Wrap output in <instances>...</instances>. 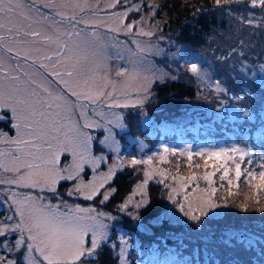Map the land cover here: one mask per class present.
Instances as JSON below:
<instances>
[{"label": "rangeland", "instance_id": "374dc122", "mask_svg": "<svg viewBox=\"0 0 264 264\" xmlns=\"http://www.w3.org/2000/svg\"><path fill=\"white\" fill-rule=\"evenodd\" d=\"M145 1L147 3L143 7V0H119L118 3L117 0H55L58 9L64 12L65 17L75 15L77 20L90 22L89 24H78L76 28L82 30V38L84 40L96 42L98 45L103 46L105 53L104 63L107 68L106 74L108 75V79L113 81L117 86L115 95L109 98L107 102L102 98L98 104L90 105L87 108V119L104 125L101 128L93 127L85 129L93 138V156L97 158L104 157V159L99 163L95 173L89 165H85L84 172L81 175L85 183H87L92 179L93 175L99 176L101 173H107L110 166H116L118 170L115 177L104 188L100 189V195L95 196L92 200H87V202L84 201L86 199L83 196L75 194L72 196L68 195V192L78 181H61L60 183L67 182V184L59 188V183L56 185L55 193L46 191L42 195L53 204H62L61 210H64V204L68 206L79 205L84 208L94 207L98 212L106 214L104 223L109 225L107 242H109L110 236L113 238V227H119L114 236L115 246L114 250H112L113 255L117 259L115 263L122 264V261H126V264H130L132 260L143 259L145 252L141 246L142 243L136 241L131 234L124 231L126 230V226L124 225L127 222L119 214L136 218L140 209L145 204H142L138 209L135 205L143 199H147L148 185L150 183L156 184L160 187L165 207L163 208L161 216L155 220V224L165 219L172 224L183 225L184 233L180 234L178 232V236L182 240L185 239L182 242L189 241L186 245L190 248L189 251L196 259L198 258L197 256H201L205 258V264H209L212 257L208 247L215 250L218 242L222 243L224 240H230V236L228 233L220 235L214 232L211 226L204 225L202 222L210 223L224 213L228 214L229 212L233 213V215H238L243 212L241 206L245 204L248 205L247 214L260 216L259 214L264 213L259 211V208H264V192L261 193V202L263 204L260 202L259 205H256L254 189L248 185L240 189L239 187L232 188L231 186L221 189L223 186L219 182V176L215 174L212 176L213 184L211 187H215L218 191H216L213 199L216 203L221 204L222 207L213 209L209 212L208 216L201 217L199 223L190 220L180 212L177 205L167 199L172 194L171 187L179 189V180L173 181L171 177H187L193 174L197 177L196 181L189 184L187 192L179 191L176 196L178 203H182L184 195L194 196L197 194L193 192L197 184L200 189L208 187L207 181L202 178L205 173H216V169L220 165L225 164L226 158L224 156H221L217 160L215 157L209 158L207 153L220 152L222 149H230L232 147H239L246 151L248 149L244 144L234 138H228V141H226L208 137L204 140L201 139L198 142H194L189 137L179 134L177 139L161 140L162 137L159 135V128L167 120H180L182 122L196 121L198 123L206 121L208 124L215 126L211 122L213 121V117L222 115L226 107H230L233 116H237V125H249L256 119V111L254 109L255 100L248 95L240 94L242 87L245 85L249 86V83L245 82L244 76L239 72L240 65L237 61L239 60L238 56L241 50L243 52L247 48H250L249 50L251 51L254 48L257 51L260 49L259 52L264 50V10L259 7L252 8L249 0H241L238 3L233 2L221 7L215 5V0H207L213 6L209 10V13H214L218 21L225 23L226 27H223L224 29L221 28L216 33L204 36L202 39L205 41V45L196 47L191 42L180 41L176 38V34L173 35L171 31H163L160 26L158 27L151 20V12L146 9L150 5L157 4V0ZM23 2L27 9L30 7L32 0H23ZM42 2H46V0H42ZM64 4H79L83 11L74 9L72 6L61 7ZM113 5L115 6L113 7ZM39 10L45 15H51L53 17V21L48 22L49 24L59 22L61 19L48 9L40 8ZM249 13L255 17L251 25L243 22L249 17ZM32 15L36 19L40 18L35 10L32 11ZM121 20L123 23H119ZM133 22H135V26L131 32H127L125 26L133 24ZM192 23L194 22L190 24ZM104 25L116 27L119 30L112 32ZM54 27L61 33L73 30L68 24L67 19L64 20L63 25L55 23ZM141 30L144 32H152L153 35H141ZM93 32L96 33L95 36L92 35ZM240 41H244L243 48H241ZM137 43H139L141 48L145 49L143 53L138 52ZM222 51H226V53L223 54ZM118 53L119 56L117 55ZM140 57L146 58L149 63L143 67L140 66ZM242 60L245 64L248 63L244 58ZM192 62L197 63L202 67V70L207 71V76L204 79L191 73L189 69ZM133 66H136L140 72V77L137 80L126 82L124 77L116 76V72L122 67L128 68L129 72H131ZM162 74L166 75L159 78ZM254 78L258 82L261 80V75L260 77L254 75ZM172 79L193 84L195 96L193 98L182 99L157 97L154 88ZM217 81H219V90ZM108 91H111V85H109ZM121 92L125 94L122 95ZM235 94L240 97L237 98ZM117 101L120 105L128 104V107H108V104H115ZM139 101H142V103ZM243 110L248 113L247 116L244 115L245 112L243 113ZM5 111L10 113L9 110H0V121L6 120L7 114ZM79 113L80 108L77 107L75 109V115L72 116V122L83 125L84 118ZM110 113H115L117 116L122 117L120 123L125 127H117L116 116L110 115ZM10 119L13 126L16 120L12 117L11 113ZM108 121H112V123L109 124ZM108 128L112 129V139L106 143H102L105 141V137L109 136ZM4 129L5 125L1 123L0 140L6 137L15 138L17 136L18 130L14 127L13 134H9ZM170 131L171 128L169 125L165 124L163 132ZM206 132L207 134L209 133L208 129ZM227 135H229L228 132ZM113 140L115 143L112 142ZM8 147L10 145L0 143V148L7 149ZM165 147L170 150L176 149V154L173 155L171 151L164 153L163 150ZM187 150L193 153L191 160L188 159ZM181 152H185V155H180ZM197 152H204L205 155H196ZM171 155L177 158L178 161L183 160L186 163L184 168H177V173H173V167H170L172 165L167 164ZM228 155H235L236 163H239L238 154L229 152ZM161 156H164L165 159L161 160ZM133 157L140 160H147L149 157H152V164L131 166L130 161ZM121 160L124 162L123 167L119 166ZM212 162L215 163L214 169L209 167ZM70 163V156H67V154L61 156L62 167ZM225 166L230 169L233 174L232 178L234 179L235 165L231 161H228ZM149 171L153 173V176L148 180L145 189L146 195L142 196L137 191V185L143 182L146 178L145 173ZM161 172L164 173L163 176L160 175ZM131 173H134L136 178L132 189L126 194L124 200L120 202L113 201V196L119 187L115 184L114 180H122V176L126 177ZM161 180H163V183L160 182ZM5 187L0 185V200L3 201H7L9 195L4 191ZM14 190L18 191L21 197L29 193L36 194L38 191L27 188ZM104 194H108L109 199L102 202ZM129 198H131L130 203H128ZM125 203H128L127 209L121 207ZM224 204H227V206L231 205V207L227 209L223 206ZM115 208L118 210L117 213L114 212ZM9 215H12V206H10V203H0V223L8 222L7 217ZM108 217H114V219H109ZM142 226L140 224L141 228ZM17 235L12 233L8 234L10 245L15 244ZM215 239L218 241L216 242ZM3 240L4 237H0V242ZM248 242H252V240H248ZM191 245L199 248L201 251H195L194 253L195 249ZM191 253L189 254L191 255ZM0 255H5L9 260L15 261V264H18L17 261L19 258L24 264H27L32 259L23 249L9 253L0 247ZM35 258L37 261L40 259L38 254H36ZM197 261L199 263V260ZM153 263L155 264V261ZM165 264H176V261H168L167 259Z\"/></svg>", "mask_w": 264, "mask_h": 264}, {"label": "snow or ice", "instance_id": "6c2138e0", "mask_svg": "<svg viewBox=\"0 0 264 264\" xmlns=\"http://www.w3.org/2000/svg\"><path fill=\"white\" fill-rule=\"evenodd\" d=\"M233 2L238 3L241 0H215V5L221 7ZM249 4L252 8L259 7L264 10V0H249ZM68 6L83 11L79 4H64L61 7ZM40 8L50 10L61 18L60 21L49 24L53 17L45 15ZM33 10L39 19L32 15ZM65 19L73 30L61 33L54 24L63 25ZM254 19V15L249 13V17L243 22L251 25ZM82 23L90 22L77 20L75 15L65 17L55 0L46 2L32 0L27 9L23 0H0V110L10 111L16 120L13 127L18 130L15 138L6 137L0 140V143L10 145L7 149L0 148V185L6 186L4 191L9 194L8 200H0V203L8 202L12 206V215L7 217L8 222L0 223V237H4L0 247L9 253L23 249L32 257L27 264H90V261L99 259L102 246L108 240L109 225L104 223L106 214L98 212L94 207L84 208L79 205L64 204V210H61L62 204H53L42 195L46 191L55 193L56 185L61 181H78L68 195H80L86 200H92L100 195V189L115 177L118 170L116 166H110L107 173L93 175L87 183L81 175L85 165H89L95 173L99 163L104 159L93 156V138L85 131L104 125L89 121L87 108L98 104L102 98L107 102L117 91L116 84L109 80L106 74L103 46L82 38V30L76 28ZM104 26L112 32L119 30L116 27ZM134 26L135 22L126 25V31L131 32ZM140 34L153 35L152 32L143 30ZM92 35L95 36L96 33L93 32ZM239 43L243 48L244 41ZM137 48L140 53L145 51L139 43ZM117 55L119 56V53ZM239 55H244L243 50ZM148 63L146 58H139L140 66ZM260 67L264 70V65ZM189 70L201 79L207 76V71L202 70L195 62L190 64ZM250 71L242 60L239 72L247 75ZM163 75L166 74L159 78ZM116 76L124 77L126 82L134 81L140 77V72L136 66H133L131 72L128 68L122 67L116 72ZM109 85L111 91H108ZM217 87L219 90V81ZM113 106L128 107V104L120 105L118 101L115 104H108L109 108ZM77 107L80 108L79 115L84 118L83 125L72 122ZM110 115L116 116L117 127H125L120 123L122 117L115 113ZM244 115L247 116L248 113L245 112ZM108 123L111 124L112 121ZM107 131L109 136L105 137L102 143L112 139V129L108 128ZM112 142L115 143L114 140ZM163 151L176 154V149L170 150L165 147ZM229 152L238 154L241 161L251 155L249 151L239 147L222 149L220 152H210L207 155L217 160L224 156L225 164L231 161L235 165V179L239 181L242 175L241 165L236 163L235 155H228ZM66 154L71 157V163L62 167L61 156ZM180 155H185V152H181ZM192 155L193 153L187 150L189 160ZM196 155L204 156L205 153L197 152ZM160 159L164 160L165 157L161 156ZM152 160V157L147 160L133 157L130 165H151ZM225 164L220 165V168H223L220 180H227L231 186L233 181L228 178L230 169ZM119 166H124L122 160ZM260 167L264 169V164ZM160 175L163 176L164 173L161 172ZM214 175L215 172L205 173L202 178L207 181L208 187L200 189L197 184L193 189L197 194L184 195L182 203H178L176 196L179 191L187 192L189 184L196 181L197 177L195 174L179 178L172 176L173 181L179 180V189L171 187L172 194L167 199L177 205L184 216L199 223L201 217L208 216L213 209L222 207L213 199L217 191L215 187H211ZM246 175V184L255 190V204L259 205L261 193L264 192V170L258 173L249 170ZM152 176L151 171L146 172V178L137 185V191L142 196L146 195L145 189ZM160 182L163 183V180ZM20 188L38 191L36 194L29 193L21 197L20 193L14 190ZM108 199L109 195L104 194L102 202ZM130 202L131 198L128 203ZM128 203L121 207L127 209ZM147 203L148 200L143 199L135 207L138 209ZM223 206L227 207V204ZM241 208L245 212L248 211L247 204ZM259 211L264 212V208H259ZM136 219L139 220L140 217L137 216ZM9 233L18 234L14 245H10ZM36 254L40 258L38 261L35 258ZM0 264H15V261L0 255ZM122 264H126V261H122Z\"/></svg>", "mask_w": 264, "mask_h": 264}, {"label": "trees", "instance_id": "16d2710c", "mask_svg": "<svg viewBox=\"0 0 264 264\" xmlns=\"http://www.w3.org/2000/svg\"><path fill=\"white\" fill-rule=\"evenodd\" d=\"M146 3L143 0V7ZM154 5L158 7H154ZM154 5L146 8L147 11L151 12V20L158 27L160 26L163 31H171L173 35L176 34V38L180 41L191 42L196 47L205 45V41L202 39L204 36L216 33L221 28L224 29L226 27L225 23L218 21L214 13H209V10L213 6L207 0H157V4L155 3ZM191 22L194 23L190 24ZM249 49L244 50L243 56H238L239 60L237 63L240 65L242 58H244L248 61V68L251 69L247 75H243L245 82H248L249 86H243L240 91V94L248 95L255 100L256 119L251 124L237 125V116H233L230 107H226L222 115L213 117V121L211 122L215 126L208 124L206 121L198 123L196 121L167 120L159 128L161 140L177 139L179 134H182L194 142L213 137L214 139L226 141H228V138H234L244 144L251 155L245 157L243 161L238 158L242 172L240 180L236 181L235 178L233 179L231 171L229 173L230 177H228L233 181L231 187H239V189L247 186L246 174L249 170L257 173L264 170L260 167L261 164H264V90H262L264 89V70L260 67L264 65V50L259 52L260 49L258 51L256 48L252 51ZM222 53L225 54L226 51H222ZM254 75L258 77L261 75V80L257 82ZM154 92L157 97H167L168 99L193 98L195 96L193 84L175 79L167 80L163 84L156 86ZM5 113L7 114L6 120L0 121V124L3 123L5 125L4 130L9 134H13L14 130L10 113L8 111H5ZM165 124L171 128L170 132H163ZM207 129L209 131L208 134L206 132ZM227 132L229 135H227ZM249 161H251L250 164ZM167 164L172 165L170 167H173V173L178 172L177 168H184L186 165L183 160L178 161L173 155L169 157ZM214 165L215 163L212 162L209 167L214 169ZM222 169L216 170L215 173L216 176H219V182L223 185L221 189L229 187L227 180H220ZM114 182L119 187L113 196V201L120 202L124 200L126 194L132 189L136 178L134 173H131L126 177L122 176V180L115 179ZM64 184H67V182L60 183L59 188ZM160 191L158 185L153 183L148 185V203L140 209L138 214L139 220L119 214L127 222L124 225L126 226V230L124 231L131 234L136 241H140L145 252L143 259L132 260L130 264H154L153 261H155V264H165L167 259L168 261H176V264H205V258L197 256L198 258L196 259L189 251L190 248L186 245L189 241H184V243L182 241L185 239L182 240L178 236V232L180 234L184 233L183 225L172 224L165 219L155 224V220L161 216L165 207L164 198ZM84 201L87 202V200ZM230 207L231 205L226 208ZM114 212L117 213L118 210L115 208ZM259 215L251 216L245 211L238 215H233V213L229 212L228 214L224 213L210 223L202 222L204 225L211 226L214 232L220 235L228 233L230 236V240H224L222 243L218 242L215 250L206 246L211 251L212 259L209 264H262L264 262V252H262V247H264V213ZM140 224L143 225V229L140 227ZM118 229L119 227H113V238L112 236L109 237V242H106L102 246L99 259L90 261V264H116L117 259L113 255L112 250H114V236ZM215 240L216 242L218 241L217 239ZM248 240H252V242H248ZM191 247L195 249L194 253L195 251H201L197 247L192 245ZM197 260H199V263ZM17 262L18 264H24L20 258Z\"/></svg>", "mask_w": 264, "mask_h": 264}]
</instances>
